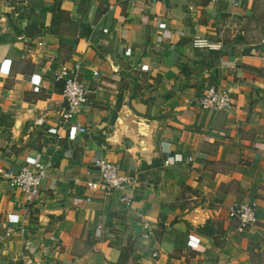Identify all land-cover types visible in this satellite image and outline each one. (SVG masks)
I'll use <instances>...</instances> for the list:
<instances>
[{"label": "crops", "instance_id": "0c3cea01", "mask_svg": "<svg viewBox=\"0 0 264 264\" xmlns=\"http://www.w3.org/2000/svg\"><path fill=\"white\" fill-rule=\"evenodd\" d=\"M49 58L80 63L85 132L60 128ZM209 86L227 113L197 106ZM98 158L134 178L128 209L72 183ZM37 161L28 202L7 181ZM242 201L255 222L237 230ZM263 243L264 0H0V264H264Z\"/></svg>", "mask_w": 264, "mask_h": 264}, {"label": "built area", "instance_id": "2783aa9c", "mask_svg": "<svg viewBox=\"0 0 264 264\" xmlns=\"http://www.w3.org/2000/svg\"><path fill=\"white\" fill-rule=\"evenodd\" d=\"M129 3L135 2V0H128ZM240 0H232L233 6L238 5ZM159 27H163V23L158 24ZM108 25H105L102 31H107ZM191 46L195 49H207L211 51H218L221 48V44L217 42H211L209 39L203 36L195 35L191 38ZM121 46L118 45L116 52L121 54ZM49 63V77L53 82H61L62 88L60 96L62 98L63 109L59 118L60 128L73 126L79 132H85L86 121L82 114V104L85 103L87 95L90 93L89 88L79 80L78 70L80 63L77 61L56 62L53 59H47ZM37 87H33V91H36ZM197 106L202 110H211L213 112H228L231 108V101L228 94L214 87H207L203 89L198 95ZM59 136V135H58ZM57 136V137H58ZM60 137V136H59ZM192 156L187 158L188 162H191ZM181 159L175 157L172 159H165V164H172L173 162H179ZM92 168L96 173V180H81L73 178L72 183L82 186L86 191L91 193H99L103 196H108L109 193L118 192V201L122 206L127 209L131 207L132 199L128 194V187L133 183L134 178L127 175L120 167L109 160L102 158L95 159L92 162ZM47 168L41 162H33L32 164L22 165L20 170L13 176H11L7 185L12 188H16L26 195L28 202H33L38 199L39 196V184L40 180L46 175ZM27 216L24 210L23 217ZM227 216L229 219L234 220L235 228L237 230H243L249 225L255 222V205L253 202L242 201L235 202L230 205L227 210ZM13 232H22V224L13 228H5V236L13 234ZM189 246L193 245L191 241L188 242ZM264 244V243H263ZM156 252H152L155 255ZM23 264H32L30 257H24Z\"/></svg>", "mask_w": 264, "mask_h": 264}, {"label": "trees", "instance_id": "16d2710c", "mask_svg": "<svg viewBox=\"0 0 264 264\" xmlns=\"http://www.w3.org/2000/svg\"><path fill=\"white\" fill-rule=\"evenodd\" d=\"M50 11L51 12H54L56 14L59 12V10L57 9V7H55V6Z\"/></svg>", "mask_w": 264, "mask_h": 264}]
</instances>
